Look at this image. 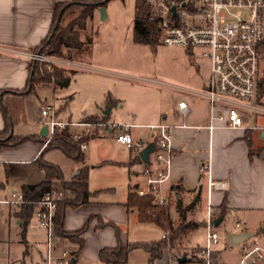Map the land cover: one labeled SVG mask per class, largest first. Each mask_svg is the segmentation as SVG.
Segmentation results:
<instances>
[{
  "label": "crops",
  "instance_id": "crops-1",
  "mask_svg": "<svg viewBox=\"0 0 264 264\" xmlns=\"http://www.w3.org/2000/svg\"><path fill=\"white\" fill-rule=\"evenodd\" d=\"M80 1L92 2L95 0H0V101L9 108L11 113L14 111V105L22 97L27 96L10 93L23 91L28 83V61L17 56L16 52H35L34 50L44 42L50 33L56 8ZM112 1L114 0L108 1L107 4ZM106 5L102 7L105 8ZM98 8L93 11L92 18L87 20L85 27L79 32V42L83 44L82 51L78 53L74 50L71 51V59H59L69 64V66L58 68L72 72L71 79L75 75L74 70L83 69L91 62L93 46L99 39V32L95 27L99 19ZM88 40L89 43H87ZM186 52L190 55L197 52L199 55L196 50ZM207 81L200 89L176 88L174 91L185 94L191 99L179 100L172 113L161 115L160 123L173 127V159L166 188L170 192L171 202L178 198L182 205L183 201L188 203L187 206L194 203L192 209L196 210L195 214L201 208L206 212L208 206L217 212L225 200L227 215L236 214L246 219L242 221L243 230L238 232H253L257 228H262L264 224V140L261 134L252 130L214 129L209 131L207 129L210 124L209 105L203 96ZM144 82L150 86L168 88L151 79H146ZM38 88L41 87H35V89ZM65 88L56 86L49 88L52 91L53 100H60L61 103H64L63 107L56 112V116L61 120L64 119V113L61 112H65L69 102L66 97L60 95V92ZM1 92L6 94L1 95ZM118 101L120 103V100ZM114 102L115 100L107 95L103 106H98L89 115L82 116L79 124H90L91 126L79 125L81 129L73 131L86 130L87 133L93 131L91 135L93 137L88 139L87 143L106 137L113 139L120 131L128 132L135 140L147 138L150 135L149 125L139 126V124L134 125L133 123L131 126L119 128L118 131H116V127H112L114 123H109V111L106 108ZM179 102L186 104L188 112L185 117L181 116L177 109ZM20 114L21 108L14 111L12 114L14 122L18 120ZM98 123L108 126L92 125ZM43 126H40L39 135L34 137V140L13 147L0 148V199H10V190L21 192V187L24 185H37L47 181L44 171L36 164V160L43 151L39 140ZM13 127L9 137L13 135ZM4 128L5 122L0 109V131H3ZM129 153V159L126 161L101 159L102 161L98 162L97 166L90 167V173L101 168L111 169L112 172H118V179L120 178L119 172L122 173V185H125L127 189L126 192L123 191V197L116 198L114 179L104 181L101 176L97 179L99 182L90 187L87 166L83 169H76L75 172L73 170L69 180H65L61 174V180L51 182L53 187H62V182H79L78 177L82 173L85 174L89 193L84 204L64 209L61 206L62 208L57 210L55 216L57 220L58 213L63 211L61 220L55 226L53 241L55 257L59 256L62 250H68L70 257L66 264H100L98 253L102 248H111L118 244L152 241L142 240L139 233L146 225L153 224L140 223L137 212L127 210L125 207L129 189L141 182L139 175L141 165L131 164L135 156L132 152L129 151ZM80 163L85 165L86 159L83 157V161ZM205 163H209L211 180L224 184L223 189H208L207 175L201 174L199 171L200 166ZM133 165L138 169L133 170ZM126 169L128 174L125 172ZM176 190L179 191L176 193ZM65 193L64 200L68 201L73 198L70 192L65 190ZM172 203L170 215L171 208H173ZM3 207L5 208L0 211V264H45L46 234L39 227L34 214L28 224L23 227L18 216L20 207L14 205H3ZM176 215L178 216L177 212ZM248 216H251L255 221H249ZM194 222L199 224L196 220ZM200 224L204 227V223ZM85 226L86 229L83 233L76 234ZM193 232L195 230L190 233L188 243L199 250L197 258L192 262L189 258L185 264H196L203 245L191 242ZM221 243L222 241L215 247L219 259L223 250L220 247ZM226 243L228 244L227 241ZM139 252L144 253L149 261V254L140 248L132 250L129 258ZM167 252V264H180L178 262L180 255ZM134 264L139 263L135 262ZM152 264L158 263L154 261Z\"/></svg>",
  "mask_w": 264,
  "mask_h": 264
},
{
  "label": "built area",
  "instance_id": "built-area-1",
  "mask_svg": "<svg viewBox=\"0 0 264 264\" xmlns=\"http://www.w3.org/2000/svg\"><path fill=\"white\" fill-rule=\"evenodd\" d=\"M147 4L157 22L161 45L196 50L208 64L209 76L203 92L209 105L210 124L207 129L252 130L261 134L264 140V110L253 104L259 67L264 62V0H148ZM16 55L28 62L43 63L47 70L54 66H69L62 60L35 52L20 51ZM177 109L181 116L187 115L185 102H179ZM249 114L261 117L263 123L251 126ZM39 115L47 127L43 149L56 131H63L70 124L58 120L54 104L46 100L40 102ZM92 125L108 126L101 123ZM148 128L150 135L147 138L135 140L128 132L120 131L115 141L135 157H139V152L149 143L154 144L149 162L140 163L141 182L132 191L138 197H151L155 206L164 207L171 202L166 183L173 159V127L159 123ZM79 148L81 152L85 151L86 143H81ZM199 171L207 175L209 190L223 189L224 184L213 182L209 177V163L202 164ZM65 194L61 188L52 187L44 191L35 203L34 217L46 234L45 264H66L70 257L68 250H62L57 257L53 253L54 216ZM23 203L25 199L21 192L12 193L10 199L0 200V211L3 205L20 206ZM234 227L242 231V221H236ZM204 229L205 239L196 264H222L214 252L220 241L225 239V234L218 233L214 227L210 206L206 209ZM236 247L239 251L236 264H264V245L255 237Z\"/></svg>",
  "mask_w": 264,
  "mask_h": 264
},
{
  "label": "rangeland",
  "instance_id": "rangeland-1",
  "mask_svg": "<svg viewBox=\"0 0 264 264\" xmlns=\"http://www.w3.org/2000/svg\"><path fill=\"white\" fill-rule=\"evenodd\" d=\"M134 5V0H114L106 5V18L102 20L99 15L95 25L99 32V39L93 46L89 66L74 70L75 75L72 76L69 86L60 92V95L66 97L69 102L65 112H61L64 113V119L61 120L56 117L58 120L70 124V127L68 126L65 130L73 140L82 138L85 140L84 143H87V140L93 137L91 136L93 131L87 133L86 130H73L81 129L77 124L82 120V116L89 115L98 106H103L102 104L107 95L115 100L113 104H109L106 110L109 111L108 121L110 124L114 123L116 131L121 127L131 126L133 123L134 125L139 124V126H155L160 123L163 113H172L179 100L191 99L185 94L174 91L176 88L200 89L207 81L208 64L197 52H194V55H190L178 47L158 44L153 49L150 46L138 45L133 42ZM75 14H67L62 24L66 25L76 16ZM63 52L67 54L66 50ZM51 57L57 60L63 59ZM146 79L162 83L168 88L150 86L144 82ZM258 79L253 104L264 110V62L260 64ZM38 87L41 88L35 89L33 93L22 97L17 102L18 108H21V114L13 127L14 136L38 137L40 126L43 125L39 115V106L42 100L53 103L56 112L64 105L60 100H53L52 98V91L49 88H54V84H42ZM118 100H120V103ZM249 118L251 126L263 123L261 117L255 114H249ZM35 134L37 135L34 136ZM129 156V150L117 144L115 138L106 137L86 144V150L83 151V157L86 159L85 165L68 158L64 153L56 149L46 151L42 159L44 162L56 166L65 180L71 178L73 170L75 172L76 169H83L87 166L89 168L90 187L94 183L99 182L97 179L101 176L104 181L114 179L117 191L116 198H119L123 197V191H127L126 186L122 185L123 174L119 172L120 178L118 179V172H112L108 168H101L90 173V167L97 166V163L102 161L101 159L126 161ZM133 166V170L138 169L137 166ZM125 172L128 174L127 169ZM58 188L65 191L62 187ZM9 192V198H11L12 193H18L17 190H10ZM172 202L173 208H171L170 219L173 226L176 227L179 224V217L175 212V201ZM171 203L169 205V213ZM187 204L183 201V207L187 206ZM4 208L1 206V210ZM195 211V209H192L187 213L185 223H195L194 220L199 223L200 227L191 235V242L203 244L205 229L200 223H204L206 212L203 208L197 214H195ZM195 215L196 217H194ZM213 216L214 220L218 218L220 211H213ZM248 217L250 218H248L249 221L254 220L251 216ZM238 220L245 221L246 219L240 215L226 214L222 224L216 230L222 235L230 232L237 233L239 229L234 227V223ZM263 230L264 224L262 228H257L253 231L256 233L254 237L262 245L264 244ZM139 234V236H142V240L146 241L157 240L161 234H165L166 237L169 235L154 224L146 225ZM189 238L190 234H185V236L175 242L172 249L163 250L161 257L155 260L156 263L167 264V251L180 256L186 254L190 258V262L194 261L197 258L199 249L190 246L188 243ZM221 241L220 247L223 250L219 259L220 263L234 264L239 256L238 248L227 244L225 239ZM214 254L216 255V252ZM135 262L149 264L146 255L142 252L134 254L124 264H134Z\"/></svg>",
  "mask_w": 264,
  "mask_h": 264
},
{
  "label": "trees",
  "instance_id": "trees-1",
  "mask_svg": "<svg viewBox=\"0 0 264 264\" xmlns=\"http://www.w3.org/2000/svg\"><path fill=\"white\" fill-rule=\"evenodd\" d=\"M110 0H95L92 2H75L69 5H61L56 8L53 22L51 25L50 33L48 37L40 44V46L34 50L35 53H39L46 56H54L58 58H72V52L78 53L82 51L83 44L79 42V32L82 30L88 19L92 18L93 11L100 7L105 6ZM64 9L60 21L57 23V16L60 10ZM75 14L76 16L69 21L66 25H63L67 14ZM133 38L136 44H142L156 48L159 44V31L157 22L149 12L147 0H135L134 16H133ZM89 43V40L88 42ZM67 51L64 54L63 51ZM28 83L26 88L20 92H10L17 96H24L34 92L35 87L42 84H54L59 88H65L69 85L72 72H66L58 67H53L52 70H47L46 65L40 62L29 61L28 62ZM261 84V82H260ZM29 91L26 94V91ZM1 95H5V92H1ZM0 109L5 122V128L0 131V148L8 146H17L26 141L34 140V137H16L10 136L11 128L14 125L12 113L6 105H3L0 101ZM14 111L19 110L17 103L13 107ZM40 143L43 145L46 141L45 138H40ZM85 140L78 139L73 140L70 134L66 131H56L51 140L47 144L40 156L36 160L38 167L44 171L46 182L37 185H24L21 187V193L25 199V203L20 205L19 219L23 227H25L31 219L35 203L39 199L40 195L52 188L51 182L54 180H61L62 175L60 170L49 163L42 160L43 154L48 150H60L68 158L74 161H83V153L80 151V144ZM140 164L141 160L137 156L131 164ZM85 175V174H84ZM80 174L79 182H62L61 186L66 191L70 192L73 196L71 200H64L59 205L57 210L63 207H76L84 204L89 193L87 191L85 176ZM133 188L129 189L127 201L125 207L127 210H135L138 214V221L140 223H150L159 227L162 231L167 232L168 237H161L158 240L133 244H118L111 248H102L98 253V259L100 264H124L128 261L129 255L132 250L140 248L149 254V264H152L156 259L160 258L163 250L172 249L175 242L185 234H190L192 231L199 227V224L185 223L186 213L194 207V203L187 207H183L181 200L175 199V208L179 217V224L175 227L170 219L169 205L164 207H158L153 204L151 197H138L133 191ZM179 191V190H178ZM176 190V193L178 192ZM62 206V207H61ZM56 210V212H57ZM63 211V210H62ZM62 211L58 213V220L56 219V212L54 216V226L58 225L61 220ZM220 216L224 220L227 211L225 209V200L219 208ZM86 229V226L77 232L81 234ZM75 234V235H76Z\"/></svg>",
  "mask_w": 264,
  "mask_h": 264
},
{
  "label": "water",
  "instance_id": "water-1",
  "mask_svg": "<svg viewBox=\"0 0 264 264\" xmlns=\"http://www.w3.org/2000/svg\"><path fill=\"white\" fill-rule=\"evenodd\" d=\"M69 5V4H67ZM64 9L60 10L58 16H57V23L60 21L61 16L63 14ZM98 12L100 15V18L103 20L106 18V11L104 7H99L98 8ZM29 91V89L26 91V93ZM47 134V127L43 126V129L40 133V137L41 138H45ZM154 151V144L153 143H149L143 150H141L139 152V158L143 163H148L149 162V156L150 154ZM222 222V217H218L214 220V227L217 228L221 225ZM256 235V233L254 232H238V233H227L225 234V239L228 242V244L232 247H236L239 243L254 237ZM189 260V257L186 254H183L182 256L178 257V262L180 264H185L186 261Z\"/></svg>",
  "mask_w": 264,
  "mask_h": 264
}]
</instances>
